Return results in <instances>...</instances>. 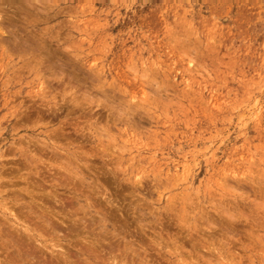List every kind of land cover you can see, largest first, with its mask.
<instances>
[{
    "label": "rangeland",
    "instance_id": "rangeland-1",
    "mask_svg": "<svg viewBox=\"0 0 264 264\" xmlns=\"http://www.w3.org/2000/svg\"><path fill=\"white\" fill-rule=\"evenodd\" d=\"M263 197L264 0H0L6 264H264Z\"/></svg>",
    "mask_w": 264,
    "mask_h": 264
},
{
    "label": "bare ground",
    "instance_id": "bare-ground-1",
    "mask_svg": "<svg viewBox=\"0 0 264 264\" xmlns=\"http://www.w3.org/2000/svg\"><path fill=\"white\" fill-rule=\"evenodd\" d=\"M49 64H51V63H49ZM48 67H49V66H48ZM51 69H52V67H51ZM74 93H75V92H74ZM74 96H76V94H74ZM82 96H83V97H86V94H83ZM107 102H108V99H107ZM104 129H105V128H104ZM60 133H61V132H60ZM110 137H111V136H110ZM111 139L113 140V138H111ZM44 142H45V141H44ZM45 143H46V142H45ZM42 144H43V143H42ZM53 144H54V143H53ZM55 144H56V143H55ZM45 146H46V145H45ZM106 149H107V148H106ZM67 155H68V154H67ZM68 156H69V155H68ZM66 158H67V157H66ZM72 159H74V158L72 157ZM64 161H66V160H64ZM74 161H75V160H74ZM59 163H60V162H59ZM56 164H57V163H56ZM68 164L72 167L71 163H68ZM57 165H58V164H57ZM61 166H62V165H61ZM63 166H65V163H64ZM56 167H57V166H56ZM57 168H58V167H57ZM58 169H59V168H58ZM67 170H68V169H67ZM62 172H63V171H62ZM64 174H65V173H64ZM69 175H70V174H69ZM75 175H76V174H75ZM22 178H25V176L22 177ZM64 178L66 179V176H65ZM68 178H69V177H68ZM71 178H72V177H71ZM26 180H27V179H26ZM26 182H29V181H26ZM28 186H29V185H28ZM28 186H27V187H28ZM33 186H34V185H33ZM35 186H36V185H35ZM27 187H26V189H27ZM52 187L54 188V186H52ZM19 188H21V186H20ZM29 189H30V188H29ZM32 189H33V188H32ZM21 190H22V189H21ZM50 190L52 191L53 189L50 188ZM50 190H49V191H50ZM44 191L46 192V191H48V190L44 189ZM28 192H29V191H28ZM28 192H27V194H28ZM35 192H36V191H35ZM54 192H55V191H53V193H54ZM32 193H33V191H32ZM32 193H30V194H32ZM258 193H259V192H258ZM30 194H29L28 196H30ZM44 194L47 195V193H44ZM55 194H56V193H54V195H55ZM32 195H33V194H32ZM37 195H39V196L42 195V192H41V193L39 192V194H37ZM37 195H35V196L37 197ZM52 195H53V194H52ZM54 195H53V197H55ZM39 196H38V197H39ZM49 196H50V195H48V197H49ZM14 197H18V195H17V196H14ZM30 197H31V196H30ZM32 197H33V200H34L35 197H34V196H32ZM43 197H44V195H43ZM239 197H240V196H239ZM40 198H42V196H40ZM50 198H51V197H50ZM240 198H241V197H240ZM244 198H245V197H244ZM263 198H264V197H263ZM17 199H18V198H17ZM33 200H31V201H33ZM39 200H41V199H39ZM253 200L255 201V198H254ZM257 200H258V198H257ZM257 200H256V201H257ZM29 201H30V200H29ZM31 201H30V202H31ZM44 201H46V200H44ZM47 201H48V200H47ZM47 201H46V203H47ZM38 202H39V201H38ZM230 202H231V201H230ZM238 202H239V200H238ZM246 202H247V201H246ZM251 202H253V201H251ZM228 203H229V202H228ZM254 203H255V202H254ZM254 203H253V204H254ZM11 204L13 205V202H12ZM14 204H15V203H14ZM43 204L45 205L44 202H43ZM43 204H42V205H43ZM221 204H224V203H221ZM233 204H234V203H233ZM238 204L241 205L240 203H238ZM238 204H237V205H238ZM228 205H229V204H228ZM235 205H236V203H235ZM239 205H238V206H239ZM260 205H261V204H260ZM10 206H11V205H10ZM10 206H9V208H8V207H3V208H7L6 210H8V209L11 208ZM13 206H14V205H13ZM34 206H35V205H34ZM39 206H40V204H39ZM247 206H248V205H247ZM36 207H37V206H36ZM40 207H41V206H40ZM230 207H232L231 209L233 210V206H230ZM230 207H229V208H230ZM249 207H251V206H249ZM249 207H248V209H249ZM47 208H48V207H47ZM234 208H235V210H237L236 207H234ZM241 208H242V207H241ZM13 209H14V208H13ZM13 209H11V210H13ZM51 209H52V207L50 206V210H49L48 212H51ZM53 209H54V208H53ZM231 209H230V210H231ZM242 209H243V208H242ZM242 209H240V210H242ZM256 209H257V208H256ZM11 210H10V212H12ZM20 210H21V209H20ZM41 210H42V209H41ZM47 210H48V209H47ZM217 210L219 211V209H217ZM235 210H234L233 212H235ZM244 210H245V209H244ZM3 211H4V210H3ZM44 211H45V210H44ZM55 211H56V210H55ZM221 211H222L221 213H223V210H221ZM227 211H228V209H227ZM237 211H238V210H237ZM61 212H62V211H61ZM244 212L247 213L246 211H244ZM244 212H243V210H242L241 213H244ZM5 213H6V212H5ZM5 213H4V214H5ZM52 213H53V212H52ZM64 213H65V212H64ZM64 213H63V214H64ZM227 213H228V212H227ZM227 213H225V214H227ZM238 213H239V212H238ZM4 214H3V215H4ZM11 214H12V213H11ZM23 214H24V212H23ZM65 214H67V213H65ZM207 214H208V213H207ZM230 214H231V212H230ZM232 214H233V213H232ZM232 214H231V215H232ZM248 214H249V213H248ZM248 214H247V215H248ZM12 215L18 218V216L16 215V213L14 212V210H13V214H12ZM24 215H25V218H27V217H26L27 214L25 213ZM55 215H56V214H55ZM103 215H104V214H103ZM103 215H102V216H103ZM231 215H230V216H231ZM235 215H236V214H234V217H233L234 219H235V217H236ZM237 215H238V214H237ZM239 215H240V214H239ZM27 216H28V215H27ZM57 216H58V215H56V217H57ZM61 216H62V215H61ZM226 216H227V215H226ZM230 216H229L228 220L230 219ZM208 217H209V216H208ZM211 217H213V216H211ZM217 217H218V216H217ZM237 217H238V216H237ZM255 217H256V216H255ZM0 218H1V217H0ZM4 218H5V217H4ZM4 218L2 217V219H4ZM102 218H103V217H102ZM104 218H105V217H104ZM2 219H1V220H2ZM19 219H20V218H19ZM106 219H107V218H106ZM205 219H206V218H204V221H203V222H207V220H205ZM213 219H214V218H212V219L209 218V219H208V223H209V222L212 223V220H213ZM221 219H222V218H221ZM234 219H233V220H234ZM247 219H248V218H247ZM250 219H251V218H250ZM252 219L256 221V218L254 219V217H253ZM14 220H15V219H14ZM61 220H63V216H62V219H61ZM98 220H99V219H98ZM209 220H210V221H209ZM218 220H219V218L217 219V221H218ZM235 220H236V219H235ZM26 221H27V220H26ZM103 221H105V219H104ZM103 221H102V222H103ZM214 221H215V220H214ZM214 221H213V222H214ZM224 221H225V220H224ZM224 221H223V224H226L227 222L224 223ZM226 221H227V220H226ZM230 221H231V220H230ZM239 221H240V220H238L237 222H239ZM242 221L244 222L243 219H242ZM100 222H101V221H100ZM246 222H247V220H246ZM4 223H5V221H4ZM15 223H16V222H15ZM20 223H22V222H20ZM43 223H44V222H43ZM45 223H46V222H45ZM47 223H48V222H47ZM98 223H99V222H98ZM106 223H107V222H106ZM219 223H220V221H219ZM253 223H254V222H253ZM257 223H258V222H257ZM2 224H3V223H2ZM8 224H9V223H8ZM18 224H19V223H18ZM22 224H23V223H22ZM27 224H28V222H27ZM111 224H112V223H111ZM255 224H256V223H255ZM0 225H1V224H0ZM29 225H30V224H29ZM29 225H26V226H25V225L23 224V226H25V230H26L25 232H26V233L28 232V233H27L28 239L31 240V241H34L33 244L35 243L36 240L39 239V237H42V236L44 235L43 232H41V231H45V229L48 230V231H50L49 235H48L46 238H48V239L50 240V242L52 243L53 246H54L55 244H57V241H59V240H58L59 238L57 239V235L59 234V233L57 234V232H58V229H57L58 226H57V225H55V224H51V225H49V226H47V225H46V226H43L44 224H43L42 226H41V224H34L35 226H29ZM101 225H102V227H104V226L106 227V224H105V225L101 224ZM101 225H100V227H101ZM219 225H220V224H219ZM13 226H14V225H13ZM17 226H18V225H17ZM70 226H71V225H70ZM107 226H108V224H107ZM225 226H228V225L226 224ZM246 226H247V225H246ZM254 226H255V225H254ZM256 226H257V224H256ZM258 226H259V225H258ZM15 227H16V226H14V227H12V228H15ZM21 227H22V226H21ZM207 227H208V226H207ZM244 227H245V225H244ZM247 227H248V226H247ZM12 228H11V229H12ZM23 228H24V227H23ZM114 228H115V227H114ZM208 228H209V227H208ZM230 228H231V230H232V226H230ZM230 228H229V229H230ZM245 228H246V227H245ZM252 228H253V227H252ZM18 229H19V228H18ZM74 229H75V227H69L68 230H69V231L72 230L73 232H75ZM103 229H104V228H103ZM103 229H102V230H103ZM210 229H211V228H210ZM229 229H227L228 232H229ZM12 230H14V229H12ZM105 230H107V229H105ZM231 230H230V232H231ZM252 230H253V229H252ZM0 231H1V227H0ZM18 231H19V230H18ZM35 231H37V232H35ZM59 231H60V230H59ZM69 231H68V232H69ZM249 231H250V230H249ZM14 232H15V231H14ZM208 232H209V231H208ZM210 232H211V234H212V231H210ZM213 232H215V231L213 230ZM217 232H219V231H217ZM221 232H222V234H223L222 237H224V235H225V234L223 233L224 231H221ZM20 233H21V231H20ZM69 233H70V232H69ZM78 233H80V232L78 231ZM78 233H77V234H78ZM249 233H251V232H249ZM21 234H22V233H21ZM208 234H210V233H208ZM213 234H214V233H213ZM213 234H212V235H213ZM219 234H221V233H219ZM226 234H227V233H226ZM228 234H229V233H228ZM61 235H62V234H61ZM61 235L59 234V236H61ZM69 235H71V234H69ZM229 235H230V234H229ZM229 235H227V236L229 237ZM231 235H232V233H231ZM231 235H230V236H231ZM207 236H208V235H207ZM219 236H220V235H219ZM20 237H21V236H20ZM43 237H44V239H46L45 236H43ZM65 237H66V236H65ZM67 237H68V236H67ZM210 237L213 238L211 235H210ZM210 237H209V239H211ZM63 238H64V237H63ZM159 238H160V236H159ZM199 238H200V237H199ZM204 238H205V237H204ZM207 238H208V237H207ZM232 238H233V237H232ZM17 239L19 240V238H17ZM20 239H21V240H19V241L21 242V241H22V237H21ZM200 239H201V238H200ZM0 240L3 241V242H2L3 245H6V243H5L6 240H10L9 242L13 241L14 243H16V244L18 245V243H17L18 241H16L15 238L9 237V236H7V235H5V234H3V233H0ZM42 240H43V239H42ZM46 240H47V239H46ZM46 240H44V241H46ZM98 240H99V239H98ZM98 240H96V241H98ZM215 240H216V239H215ZM217 240L220 242L219 237H218ZM217 240H216V243H218ZM222 240H223V239H222ZM4 241H5V242H4ZM53 241H54V242H53ZM91 241H93V240H91ZM96 241H95V243H96ZM223 241H225V240H223ZM223 241H221V242H223ZM20 242H19V243H20ZM38 242H39V241H38ZM38 242H37V243H38ZM98 242H99V241H98ZM98 242H97V243H98ZM194 242H195V241H194ZM198 242H199V241H198ZM204 242H205V241H204ZM206 242H207V241H206ZM214 242H215V241H214ZM221 242H220V244H223V243H221ZM225 242H226V241H225ZM21 243H22V242H21ZM27 243H28V242H27ZM29 243H30V242H29ZM37 243H36L37 247L41 245V244L38 245ZM44 243H45V242H44ZM58 243H60V241H59ZM93 243H94V242H93ZM97 243H96V244H97ZM216 243H214V246L216 245ZM30 244H31V243H30ZM33 244H31V245H32V248H33ZM88 244H89V243H88ZM196 244H197V243H196ZM196 244H195V245H196ZM199 244H200V243H199ZM199 244H197V246H198ZM208 244H209V243H208ZM7 245H8V244H7ZM13 245H14V244H13ZM17 245H16V246H17ZM44 245H46V244H44ZM195 245H192V244H191L192 247H194ZM29 246H30V245H29ZM47 246H49V245H47ZM53 246H52V247H53ZM59 246H61V245L59 244ZM59 246H58V247H59ZM126 246H127V245H126ZM210 246H211V245H210ZM220 246H222V245H220ZM18 247H19V246H18ZM45 247H46V246H45ZM50 247H51V246H50ZM52 247H51V249L54 250V248H52ZM54 247H56V246H54ZM124 247H125V244H124ZM1 248H2V247H1ZM29 248H30V247H29ZM32 248H31V249H32ZM34 248H35V247H34ZM34 248H33V249H34ZM42 248H43V247H42ZM61 248H62V246H61ZM125 248H126V247H125ZM127 248H129V246H127ZM130 248H131V247H130ZM197 248H198V247H197ZM197 248H196V249H197ZM206 248H208V247H206ZM219 248H220V247H219ZM221 248H222V247H221ZM2 249H4V248H2ZM6 249H7V248H6ZM27 249H28V248H27ZM27 249H25V250L27 251ZM31 249H29V250H31ZM35 249H36V248H35ZM40 249H41V247H40ZM203 249H204V247H203ZM19 250H20V248H19ZM122 250H126V251H127V249H123V248H122V249H121V253H122ZM199 250H200V249H199ZM207 250H211V249L208 248ZM212 250H214V249H212ZM4 251H5V250H4ZM15 251H16V250H15ZM26 251L23 250V251H21V252H25V253H26ZM31 251H32V252H29V251H28L29 253L27 252V253L25 254V256L22 255V258H19V260L21 261V259H22V260L24 261V260L26 259V257H29V256L32 255L33 253L39 252L38 250H36V252L33 251V250H31ZM41 251H42V249H41ZM54 251H55V250H54ZM202 251H203V250H202ZM49 252H50V251H49ZM61 252H62V251H61ZM124 252H125V251H123L122 254H123V255H127V252H126L125 254H124ZM30 253H32V254H30ZM57 253H58V252H57ZM62 253H63V255H64V252H62ZM195 253H196V252H195ZM208 253H209V252H208ZM17 254H18V253H17ZM17 254H16V255H17ZM22 254H24V253H22ZM29 254H30V255H29ZM60 254H61V253H60ZM111 254H113V253H111ZM111 254H109V255H111ZM122 254H120L119 258L122 257ZM205 254H206V253H205ZM212 254H214V253H212ZM19 255H21V254H19ZM190 255H191V254H190ZM210 255H211V253H210ZM23 256L25 257V259H24ZM56 256H57V257H56V259H57V258H58V255H56ZM61 256H62V255H61ZM61 256H59V257L61 258ZM114 256H115V255H114ZM114 256H113V259H112V261H113L112 264H127L125 261H123V260H124V257H123V259L120 258V259L117 260V258L114 257ZM19 257H20V256H19ZM30 257H32V256H30ZM117 257H118V254H117ZM126 257H127V256H126ZM205 257H206V256H205ZM3 258L5 259V256H4ZM6 258H7V259H5V260L0 259V264H2V261H3V262L5 261V263H3V264H6L7 262H9V263H12V262L15 263V262H16V259L10 258L9 255L6 256ZM127 258H128V257H127ZM127 258H126V259H127ZM208 258H209V257H208ZM29 259H30V258H29ZM32 259H34V258H32ZM61 259L64 260V261L66 260L64 256H63ZM128 259H130V258H128ZM209 259H211V258H209ZM28 262H31V261H28ZM127 262H129V261H127ZM130 262H131V259H130ZM31 263H32V262H31ZM129 264H130V263H129ZM131 264H133V263H131ZM135 264H136V263H135Z\"/></svg>",
    "mask_w": 264,
    "mask_h": 264
}]
</instances>
